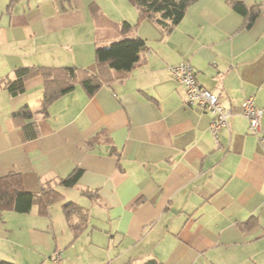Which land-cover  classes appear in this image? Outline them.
Here are the masks:
<instances>
[{
    "label": "crops",
    "instance_id": "1",
    "mask_svg": "<svg viewBox=\"0 0 264 264\" xmlns=\"http://www.w3.org/2000/svg\"><path fill=\"white\" fill-rule=\"evenodd\" d=\"M230 1L196 0L164 31L130 0H0V176L39 194L81 171L45 213H0V264H54L56 252L65 264H264V148L241 114L252 97L264 131V0H242L259 9L250 27ZM136 36L146 50L123 78L97 61V47ZM181 63L229 111L218 143L169 71ZM26 67L116 80L93 95L77 85L45 114L41 75L7 88ZM69 202L88 214L77 236Z\"/></svg>",
    "mask_w": 264,
    "mask_h": 264
},
{
    "label": "trees",
    "instance_id": "2",
    "mask_svg": "<svg viewBox=\"0 0 264 264\" xmlns=\"http://www.w3.org/2000/svg\"><path fill=\"white\" fill-rule=\"evenodd\" d=\"M196 0H130L138 11L139 20L152 19L164 31L172 30L184 18L188 6ZM232 8L247 17L250 27L259 14V9H248L242 0H231ZM128 22H123V32L130 29ZM146 50V42L136 37H125L114 41L106 46H99L96 49L97 61L108 69H114L124 75L130 73L137 65L141 53ZM39 74L44 79V97L42 109L47 114V109L55 100L74 90L80 85L89 94L93 95L104 83L116 80L110 74L100 72L93 74L89 71H79L76 68H65L56 70L54 68H21L16 71V78L7 82V88L12 95L23 92L25 82L32 76ZM16 116L29 121L24 127L35 129V122L32 120V112L28 107L20 109ZM29 131V130H28ZM34 135V134H33ZM35 136V135H34ZM81 171L75 170L68 177L61 179L58 184L48 183L39 194L25 191L21 186V177L18 173L7 176H0V213L14 210L19 213L30 211L35 202L38 203L40 213H45L49 206L60 199L61 194L57 186L72 187L76 184ZM65 213L74 236H77L87 225L88 214L69 202L64 205ZM75 212V213H74ZM75 214L79 215L78 222H73Z\"/></svg>",
    "mask_w": 264,
    "mask_h": 264
},
{
    "label": "built area",
    "instance_id": "3",
    "mask_svg": "<svg viewBox=\"0 0 264 264\" xmlns=\"http://www.w3.org/2000/svg\"><path fill=\"white\" fill-rule=\"evenodd\" d=\"M169 71L172 77L184 87L186 104L201 107L211 114L213 119L210 131L218 143V132L228 125L229 117V111L223 107L219 96L199 84L195 70L190 63L172 66ZM241 114L248 120L251 134L261 133L260 141L264 148V131L261 130L263 111L254 104L252 97L243 100ZM52 261L54 264H65V260L59 252L53 254Z\"/></svg>",
    "mask_w": 264,
    "mask_h": 264
}]
</instances>
